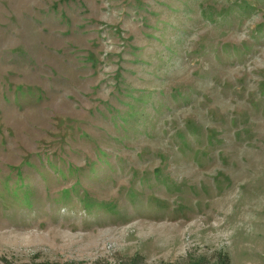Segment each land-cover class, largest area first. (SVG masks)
Returning a JSON list of instances; mask_svg holds the SVG:
<instances>
[{"label":"rangeland","instance_id":"1","mask_svg":"<svg viewBox=\"0 0 264 264\" xmlns=\"http://www.w3.org/2000/svg\"><path fill=\"white\" fill-rule=\"evenodd\" d=\"M0 264H264V0H0Z\"/></svg>","mask_w":264,"mask_h":264}]
</instances>
